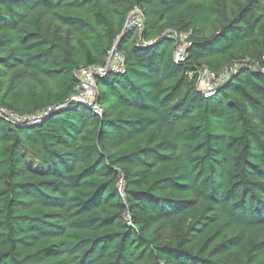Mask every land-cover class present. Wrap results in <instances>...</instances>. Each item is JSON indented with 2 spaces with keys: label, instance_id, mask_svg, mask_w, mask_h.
Wrapping results in <instances>:
<instances>
[{
  "label": "trees",
  "instance_id": "obj_1",
  "mask_svg": "<svg viewBox=\"0 0 264 264\" xmlns=\"http://www.w3.org/2000/svg\"><path fill=\"white\" fill-rule=\"evenodd\" d=\"M263 55L264 0H0V109H52L0 118V264H264Z\"/></svg>",
  "mask_w": 264,
  "mask_h": 264
},
{
  "label": "built area",
  "instance_id": "obj_2",
  "mask_svg": "<svg viewBox=\"0 0 264 264\" xmlns=\"http://www.w3.org/2000/svg\"><path fill=\"white\" fill-rule=\"evenodd\" d=\"M136 18L133 22L126 24L127 28L136 26L138 29H142L141 14L138 11L132 13ZM171 37L176 41L175 48L172 53V60L174 64H179L185 61L187 58L188 48L191 43L188 39V35L184 34H173ZM140 44L144 45L143 42L139 41ZM123 56L116 52L115 47L108 53L107 58L102 66H89L82 68L76 72L78 85L74 89V92L69 98V101H76L84 105H88L93 112L101 116L99 107L95 104L96 98V78L104 77L108 72H121L123 73ZM236 65L229 67L228 69L214 73L209 71L207 68L202 67L197 72L196 87L197 90L205 97L212 96L216 88L227 78L228 74L233 71ZM259 71L264 74V55L261 57V62L258 64ZM41 112L37 115L20 117L13 112L5 109H0V118L11 122L13 125H19L26 123L27 125H34L39 123L41 120L48 115L49 111ZM119 190L122 191V181L119 182Z\"/></svg>",
  "mask_w": 264,
  "mask_h": 264
},
{
  "label": "rangeland",
  "instance_id": "obj_3",
  "mask_svg": "<svg viewBox=\"0 0 264 264\" xmlns=\"http://www.w3.org/2000/svg\"><path fill=\"white\" fill-rule=\"evenodd\" d=\"M135 18H136V16H134L133 14H131L129 16V22H133Z\"/></svg>",
  "mask_w": 264,
  "mask_h": 264
},
{
  "label": "water",
  "instance_id": "obj_4",
  "mask_svg": "<svg viewBox=\"0 0 264 264\" xmlns=\"http://www.w3.org/2000/svg\"><path fill=\"white\" fill-rule=\"evenodd\" d=\"M128 20H129V18H128ZM128 20H127V23L126 24H128Z\"/></svg>",
  "mask_w": 264,
  "mask_h": 264
}]
</instances>
